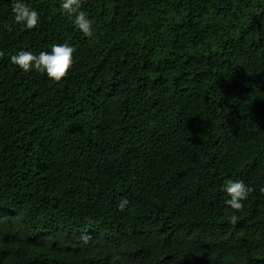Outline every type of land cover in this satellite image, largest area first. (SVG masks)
Here are the masks:
<instances>
[{"label":"trees","instance_id":"1","mask_svg":"<svg viewBox=\"0 0 264 264\" xmlns=\"http://www.w3.org/2000/svg\"><path fill=\"white\" fill-rule=\"evenodd\" d=\"M60 2L0 0V264H264V0H81L90 38Z\"/></svg>","mask_w":264,"mask_h":264},{"label":"clouds","instance_id":"2","mask_svg":"<svg viewBox=\"0 0 264 264\" xmlns=\"http://www.w3.org/2000/svg\"><path fill=\"white\" fill-rule=\"evenodd\" d=\"M13 21L25 28L33 29L37 26L39 13L25 3V0H10ZM62 14L71 19L73 26L84 37H92L94 33L93 21L82 10L81 0H61L59 4ZM8 27L7 24L4 25ZM73 47L67 43H57L50 51L34 54L20 50L10 57L11 62L24 72L35 71L42 73L49 80L58 82L64 78L73 63ZM264 190V189H262ZM223 191L226 193L225 205L228 209L239 210L243 206L252 187L240 179H225ZM126 198H121L117 207L123 209L127 205Z\"/></svg>","mask_w":264,"mask_h":264}]
</instances>
